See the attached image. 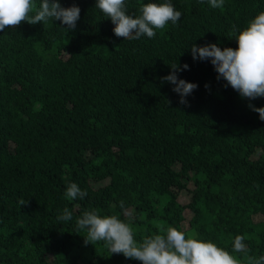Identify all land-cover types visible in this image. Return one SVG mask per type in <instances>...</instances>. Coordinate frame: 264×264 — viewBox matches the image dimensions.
<instances>
[{
	"label": "trees",
	"instance_id": "trees-1",
	"mask_svg": "<svg viewBox=\"0 0 264 264\" xmlns=\"http://www.w3.org/2000/svg\"><path fill=\"white\" fill-rule=\"evenodd\" d=\"M164 2L125 0L133 16ZM170 2L181 19L152 39L116 37L96 0H59L80 8L75 31L49 20L0 32V264H141L84 244L76 220L92 209L137 242L174 227L241 264L264 255V121L248 106L264 98H242L190 51L237 49L264 0ZM176 63L197 85L190 107L161 83ZM72 183L84 199L65 198ZM65 207L72 220L57 221ZM237 235L247 253L233 252Z\"/></svg>",
	"mask_w": 264,
	"mask_h": 264
},
{
	"label": "clouds",
	"instance_id": "clouds-1",
	"mask_svg": "<svg viewBox=\"0 0 264 264\" xmlns=\"http://www.w3.org/2000/svg\"><path fill=\"white\" fill-rule=\"evenodd\" d=\"M207 2L213 9L224 5V0ZM200 3H204V0H200ZM95 8L114 25V35L124 40H139L143 36L152 39L156 36V30L164 29L169 22L176 25L182 16L170 0L142 4L139 15L136 16L127 14L125 0H96ZM80 11L75 4L68 8L62 7L59 0H40L38 7H35V0H0V32L6 28L16 29L22 22L36 25L49 20L59 21V28L67 32L75 31ZM235 40L238 44L235 50H221L216 44L201 47L192 44V58L194 61L210 60L217 73V80L226 81L225 87L230 86L242 98H264V12L259 13L240 31ZM188 67L187 64H173L170 74L161 78L162 84L174 85L172 91L179 95V103L186 107L190 105L185 98L197 89V85L178 79L177 74L188 70ZM208 87L206 84L205 88ZM248 106L264 121V108H255L251 104ZM64 196L68 200L84 199L87 192L72 183ZM18 203L25 206L28 201L21 198ZM120 207H124L123 201L120 202ZM72 218L73 213L67 207L63 209V214L56 217L60 222H67ZM76 228L86 232L85 245L103 242L111 254H122L126 259L136 260L141 264H241L239 259L216 244L186 238L184 232L174 227H168L163 235L148 236L137 242L130 224L115 215L101 217L96 209L84 211L76 220ZM244 241V236L237 235L233 241V252L247 253ZM247 259L248 264H264V255Z\"/></svg>",
	"mask_w": 264,
	"mask_h": 264
}]
</instances>
